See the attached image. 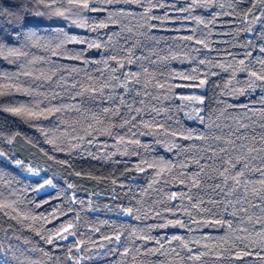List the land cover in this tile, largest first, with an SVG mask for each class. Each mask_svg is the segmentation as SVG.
<instances>
[{
	"label": "trees",
	"instance_id": "trees-1",
	"mask_svg": "<svg viewBox=\"0 0 264 264\" xmlns=\"http://www.w3.org/2000/svg\"><path fill=\"white\" fill-rule=\"evenodd\" d=\"M218 2L223 3L224 7L206 5L186 11L190 8V0H112L111 4H100L109 9L111 20H108V13H85L90 23L108 24L106 28L90 31L77 26L72 20L60 17L27 16L29 10L33 13L37 10L46 11L33 3V0H0V9L4 11V15H0V28H3L0 43L5 47L21 48L27 53L26 57L19 58L0 56V75H13L26 69L36 76L44 74L51 77L53 88L57 84L64 85L71 81L83 82L89 77L94 78L90 82H98L110 71L104 63L105 59L118 54L125 68L113 75L119 76L121 72H126L131 77L139 74L141 84L131 85L138 89L151 80L146 89H142V92L147 93L142 96L144 104L135 105L143 109L142 119L138 116L132 124L112 129L113 133L119 131L124 134L126 140L138 139L139 146L119 143L107 135L105 129L99 134L93 133L94 138H86L92 139L91 144L81 141L79 143L83 144L82 148H65L60 151L54 145L63 146L66 141L58 134H51L55 127L52 123L55 117L27 120L0 110V152L5 153L4 157H0V192L3 193L0 202L13 203L16 208L14 213L10 209L0 210V250L7 254L9 264H72L68 257L71 255L75 260L77 254L74 249L69 253L68 248L74 238L60 241V247L54 246L57 228L69 220L74 224L72 230L78 233L75 239L81 240L89 249L83 253L84 258L80 264H181L172 249L176 248L182 255L185 251L175 243H168L173 235L184 237L186 242H198L190 246L209 252L197 264H264V245L257 235L259 224L253 226L247 220L244 224L234 221L237 227L249 230L241 232L234 227L230 233L220 226H200L196 223H189L185 228L161 227L168 220L174 221L177 218L164 211L171 204L167 200L168 195L181 190L192 195L200 189L186 188L175 179L168 184L153 183V180L162 181L163 177L156 176L153 169L143 172L136 170L141 160L175 163L177 167L173 169L174 174L181 171L194 174L204 166L201 188L204 189L206 203L203 206L215 207L222 212L219 203H208L223 198L220 190L215 189L219 180L213 178L204 182L207 176H217L214 168L219 166L220 156L224 154L213 156V152L217 151L222 140H201L195 137L198 133L209 131L208 123L213 124L211 131L223 139H227L237 128L240 129L237 135L250 134L255 130L259 136L262 131L260 125L264 122V89L247 87L248 78L240 70L242 66L239 61L243 59L248 67H260L256 61L264 59V53L258 51L259 47H264V15L260 16L259 21L249 23L255 15L260 14L259 6L256 9L251 7L255 0ZM233 11L235 15H229ZM248 11L253 15L245 18ZM17 16L22 20L26 18L27 28L21 29L20 34L10 41L12 28L5 22L11 23ZM16 27L19 28V25ZM189 36L193 40L184 39ZM65 37L88 39L100 43L102 47L87 48L83 44L67 43L64 42ZM196 39L204 43H195ZM204 44L208 47H204ZM249 51L251 57L246 56ZM53 52L57 55H53ZM76 55L81 56V59L73 58ZM34 58L35 63H26ZM201 60L204 62L200 63ZM108 63L114 62L109 60ZM144 67L152 76L143 74ZM191 76L206 78L205 85L202 88L192 87L189 85L198 83V80L181 78ZM21 80L27 81L29 78L22 76ZM36 83H44L40 91H49L48 82L43 77ZM158 83L165 87H156ZM57 90L65 99L70 95L63 88ZM201 90L202 93L199 92ZM241 91L242 94H238ZM116 94L123 95L126 101L131 100L125 90L117 89L113 95ZM178 94L203 96L204 105L200 107L208 112L205 123L190 118V110H178L177 105L185 103L179 99ZM78 99L81 101L78 106L84 113L63 114L77 128L86 125L88 109L98 110L113 103L112 98L107 101L89 97ZM28 100L29 97L23 92L0 94V105L4 107L9 106V102L20 104ZM121 112L127 119L128 110L121 106ZM119 122V117H113L111 121L113 124ZM93 123L96 128H102L109 121L105 120L104 126ZM143 123L163 124L172 131L191 132L193 139L173 138L162 130L158 131L156 127L144 128ZM44 132L50 133L47 138ZM232 138L235 139V136ZM10 139L11 144L8 143ZM49 139L53 140L52 144L48 143ZM173 142L189 147L181 152L178 148L170 147ZM209 144L212 147L207 152L200 147ZM133 149L135 154H132ZM16 159L23 161V165L17 167L13 162ZM180 162L186 163L187 167L181 169ZM29 167L38 171L39 175L30 174L27 171ZM78 172L80 176L76 175ZM47 180H51L55 187H41L42 184L46 185ZM185 180L187 182V177ZM49 187V190L40 192ZM73 196L76 198L75 203L72 202ZM250 199L254 200L252 197ZM179 203L189 207L187 199L177 202L178 206ZM245 206L249 207L247 215H251L252 221H255L259 213L247 202ZM126 208H132L133 216L124 213ZM154 209L160 210L162 215L156 217ZM5 212L10 214L5 215ZM25 214L28 219H24ZM193 214L200 221L212 219L210 214ZM177 215L184 221L189 219L182 211ZM136 216L139 219L134 218ZM90 229L99 231L90 232ZM133 231L135 235H132ZM117 233H122L121 241L133 250L137 257L135 261L129 262L128 258L120 255L115 244L109 245L101 239L103 235ZM142 234L159 239L164 247L161 249L155 243L146 244L137 238ZM47 237L54 238L53 244L45 242ZM92 241H96V244H92ZM101 243L106 247H98ZM205 244L209 245L208 249L203 248ZM137 247L140 248L139 253L135 252ZM144 247L157 248L158 252L145 255ZM109 248L113 251L109 252ZM245 251L253 254L240 260L234 258L235 253L242 255ZM217 254L220 259H217ZM230 256L231 259L228 258Z\"/></svg>",
	"mask_w": 264,
	"mask_h": 264
},
{
	"label": "snow or ice",
	"instance_id": "snow-or-ice-1",
	"mask_svg": "<svg viewBox=\"0 0 264 264\" xmlns=\"http://www.w3.org/2000/svg\"><path fill=\"white\" fill-rule=\"evenodd\" d=\"M139 2V0H137ZM235 0H233V3ZM33 3L42 6L46 11L41 12L37 10L35 13L32 11L27 12V16H55L60 17L65 20H72L74 24L79 27L85 28L86 30L96 31L98 28H106L108 27L107 23L104 22H96L90 23L89 16L85 15V13H108V20H111V13L109 9L106 7H101L100 4H111L112 0H33ZM206 5H217L220 8L224 7L223 3H219L218 0H190V8L185 9L186 11H190L195 9L196 7H204ZM231 6V4H230ZM259 6L260 14L255 15L253 21H259L260 16L264 15V0H255L252 3V9H256ZM0 15H4L3 9H0ZM229 15L234 16L235 12L229 13ZM253 13L248 11L245 13V18L248 16H252ZM155 19V17H152ZM203 22V21H201ZM8 27L12 28V33L9 37L11 41L14 37L20 34L21 29L27 28L26 18L22 20L21 17L17 16L15 19L9 22H5ZM19 25V28L16 27ZM3 32V28H0V33ZM189 41L193 40L192 36L185 37ZM67 43H78L86 45L87 48H101L102 45L95 41H89L88 39H75L74 37H65V41ZM195 43L201 44L204 43L202 40L196 39ZM204 47H208L207 44H204ZM258 51L260 53H264V47H259ZM53 55H57L56 52H53ZM131 55V54H129ZM0 56L8 57H26L27 53L18 47H5L3 43H0ZM246 56L251 57L252 53L249 51L246 53ZM73 58L81 59V56L76 55ZM111 60L112 64H109L108 61ZM35 58L31 61H26V63H35ZM87 62V61H85ZM131 63V59L128 61ZM204 61L201 60L200 63ZM104 63L107 68L110 69L109 74L103 79H99L98 82H90L93 81L94 78L89 77L83 82L71 81L67 84L60 85L57 84L55 88L52 87V78L41 74V76L33 75L31 71L26 69L17 72L13 75L3 74L0 75V94H10L14 92H23L29 100L26 103L20 104H12L9 102V106L4 107L0 105V110L7 111L13 115L22 117L27 120H39L49 119L50 117H55V120L52 123L55 127L52 130V135L62 136L66 143L63 146L54 145L60 151H64L67 149H76L82 148L83 144L79 143L84 141L88 144L92 143V139H86L87 137H92L93 133L99 134L101 131L107 132L113 140L119 143H127L139 146L140 141L138 139L129 138L126 140L125 135L121 132L117 131L113 133L112 129L116 127L123 128L125 125L132 124L133 121H137V117L141 116L143 109L139 107H135V105H143L144 99L142 96L144 93L142 89H146L147 85L151 83V80L141 85V88L131 87V85L136 84L140 85V75L133 74L131 77L128 76L126 72H121L119 76L113 75L119 69H124L125 64L122 62V59L118 54L110 55L105 59ZM260 67L257 69L255 67H248L245 65V61L241 59L239 64L242 66L240 68L241 71L246 73L248 78L247 87L248 88H261L264 89V59H259L256 61ZM143 74L146 76H152L147 69V67L142 68ZM235 75V73H233ZM28 77L29 80L22 81L21 77ZM43 80L48 82L49 91H40L39 89L44 88V83H36L37 81ZM155 79V77H152ZM182 79H190L193 81H197L198 83L189 85L192 87L202 88L206 83L205 79H200L198 76L191 77H181ZM159 88H164V84L155 85ZM57 88H63L70 92V95L65 99L64 96L61 95V92L57 90ZM34 89H36L34 91ZM117 89L125 90V94L131 97V100L126 101L123 95L113 93ZM238 94H242V91ZM179 99L184 101L185 103L181 105H177L179 111L190 110L189 117L195 118L200 121V123H205L206 117H208V112L205 111L201 105H204V98L201 95H180L178 94ZM42 97V99L40 98ZM81 97H89L91 99H99L102 101H107L109 98H112L113 103L108 104L107 106L101 107L98 110L88 109L87 114L85 115L86 125L77 128L75 123L69 122L66 117H63V114L66 112H72L76 115L84 113V110L81 109L78 105L81 102L78 98ZM137 97H141L140 99H136ZM69 101H75L76 103L70 104ZM121 106H123L129 112V116L125 119L124 114L121 112ZM235 107H239L236 105ZM155 111V109H153ZM204 115H200L201 113ZM264 115V113H262ZM113 117H119L120 122L118 124L111 123ZM142 119V116H141ZM105 120L109 121V124L104 126ZM78 122V121H77ZM100 124L104 127L96 128L94 123ZM144 128H152L156 127L157 130H162L166 135L182 139L189 140L193 139V134L191 132H180V131H172L164 127L163 124L158 125H150L148 123H143ZM213 127L212 123L207 124L208 132L196 135V139L201 140H213V141H221L222 144L218 146L217 151L213 152V156L218 155V153H223V156H220V164L219 166L214 168V171L217 173L216 177L207 176L204 180L206 182L209 179H218L219 183L215 185V189H219L220 193L223 194V198L220 201H208L210 204L219 203L220 210H217L215 207H205L203 206L206 202L204 199V189L201 188V172H203L204 166L194 174H186L183 171L174 174L173 169L177 167L175 163L165 162L163 160H141L137 164V171L143 172L147 169H153L155 171L156 176L163 177L161 180H153V183H164L168 184L172 179L177 180L178 184L184 185V187L188 188H196L200 189L199 192L193 193L189 195L187 192L181 190L179 193L172 192L167 196V200L171 202L169 207L164 209L165 212L170 213L172 216H177V218L173 220H168L167 224L161 225V227H180L185 228L189 223H196L200 226L209 225L212 227L220 226L227 230L230 233L234 227L238 231L244 232L249 229L239 228L237 225H234V221L237 224H244L245 221H249L253 223V226L259 224V230L257 231V235L261 237V244L264 245V122L261 123L260 127L262 131L259 136L256 135L255 130H252L251 133H237L240 132V129L237 128L235 132H232L227 139H223L220 135L215 134L211 131ZM219 128V125H216ZM240 127H248L247 125H241ZM43 131V129H41ZM49 132H44L45 137L49 136ZM135 134L133 133V136ZM235 136V139L232 138ZM73 141H77V143H73ZM238 141L240 143H238ZM8 143L11 144L12 140H8ZM48 143L52 144L53 140L49 139ZM170 147L178 148L181 152L186 151L189 146H184L173 142ZM200 147L204 148V151L207 152L209 148L212 147L209 144L207 147L201 145ZM135 154V149H133V153ZM5 153L0 152V157H4ZM51 158V157H50ZM95 158V157H94ZM259 161V163H255ZM17 167L23 165V161L16 159L13 161ZM198 163V161H197ZM143 165V166H141ZM179 167L185 168L187 164L184 162L179 163ZM27 171L32 175H39L38 171H34L31 167L27 168ZM167 174V175H166ZM76 175L80 176L81 173H76ZM187 177V182L185 180ZM113 184L116 183L115 180L112 181ZM51 186L53 185L51 180L46 181V185H41V187ZM69 188L72 187L71 184L68 185ZM213 189V190H215ZM39 189H37L38 191ZM14 195V194H13ZM0 196H3V193L0 192ZM250 197L254 198L250 199ZM185 199L189 202V207H186L182 202ZM72 202H76L75 196L72 197ZM245 202L255 209L259 216L255 221H252V216L247 215L249 212V207L245 206ZM10 209L11 212H16V208L13 206V203H9L7 201L0 202V210ZM71 211V209H69ZM137 211H140L137 209ZM156 217L162 215L160 210H153ZM182 211L184 215H186L189 219L188 221L182 220L177 213ZM197 214H210L212 219H204L203 221L197 220L196 216L193 213ZM124 213L128 216H133L132 208L124 209ZM5 215H9V212H5ZM147 215V214H146ZM231 217L226 218V217ZM17 218V217H13ZM28 215H24V219H28ZM35 219V217H32ZM139 219V216L134 217ZM74 224L72 220H69L66 224H62L57 228L55 233V247H60V241H68L69 237L74 238L71 242V247L68 248V252L71 253L74 249L77 257L73 260V257L69 255L68 259L72 261V264H80V260L84 258L83 253L88 251V247L86 244L82 243L81 240L75 239L78 233L73 231ZM91 231H99V229H90ZM122 233H117L115 235H103L102 240L106 241L109 245L115 244L117 249L120 250V255L128 258V261H135L137 259L136 255L133 253V250L124 245V242L121 241ZM132 235H135V231H133ZM53 237L45 238V242L48 244H53ZM140 240L145 241V243H155L159 246V248H163L164 245L161 243L159 239H154L151 235L142 234L137 237ZM131 239V237H128ZM169 244H177L182 250L185 251V254L182 255L181 251H177L176 248H173L172 251L175 253L176 257L180 258L181 264H197V262H201L204 260V257L209 255L208 251H201L192 246L191 243L198 242H186L184 237L179 235H173L169 240ZM92 244H96V241H92ZM98 247L103 248L106 247L103 243L99 244ZM204 249H208L209 245H203ZM113 251V249L109 248V252ZM136 253L140 252V248L137 247L135 249ZM157 248H148L144 247L143 254H157ZM108 253H105L107 255ZM253 253L245 251L241 255L240 253H235V259H243L244 256H251ZM220 255L217 254V259H220ZM231 259L232 257H228ZM0 264H9V259L7 258V254H5L2 250H0ZM206 264V262H205Z\"/></svg>",
	"mask_w": 264,
	"mask_h": 264
},
{
	"label": "rangeland",
	"instance_id": "rangeland-1",
	"mask_svg": "<svg viewBox=\"0 0 264 264\" xmlns=\"http://www.w3.org/2000/svg\"><path fill=\"white\" fill-rule=\"evenodd\" d=\"M200 93H202L203 91L201 90V91H199ZM50 189V187L49 188H44V189H41L40 190V192H44V191H47V190H49Z\"/></svg>",
	"mask_w": 264,
	"mask_h": 264
}]
</instances>
